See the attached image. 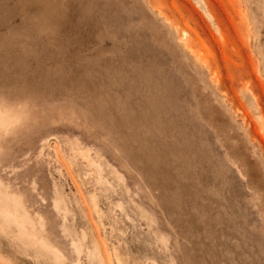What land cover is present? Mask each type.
<instances>
[{"label": "rangeland", "instance_id": "rangeland-1", "mask_svg": "<svg viewBox=\"0 0 264 264\" xmlns=\"http://www.w3.org/2000/svg\"><path fill=\"white\" fill-rule=\"evenodd\" d=\"M0 264H264V0H0Z\"/></svg>", "mask_w": 264, "mask_h": 264}]
</instances>
